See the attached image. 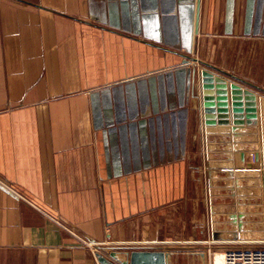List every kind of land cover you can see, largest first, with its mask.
Segmentation results:
<instances>
[{"label": "crops", "instance_id": "1", "mask_svg": "<svg viewBox=\"0 0 264 264\" xmlns=\"http://www.w3.org/2000/svg\"><path fill=\"white\" fill-rule=\"evenodd\" d=\"M196 15L197 0H0V264L264 246L213 237L194 72L264 96V0H201L199 32ZM245 198L264 231V195Z\"/></svg>", "mask_w": 264, "mask_h": 264}, {"label": "water", "instance_id": "2", "mask_svg": "<svg viewBox=\"0 0 264 264\" xmlns=\"http://www.w3.org/2000/svg\"><path fill=\"white\" fill-rule=\"evenodd\" d=\"M200 7L201 0H197L196 32H199ZM188 59L186 56L184 61ZM199 62L202 68L194 72L201 90L213 237L221 240L264 239V231H250L252 225L244 222L243 214L247 210L245 197L254 195V200L258 201L264 195V171L257 167L262 158L264 160V96L253 90L258 88L256 85ZM259 115L263 122L262 142ZM248 151L254 153V162H246ZM220 192L229 198L223 200ZM257 226L262 227L261 224ZM110 256L121 264H153L155 259L159 264H165L163 252H133L130 260H121L116 252ZM98 257L102 264H111L105 256L98 254Z\"/></svg>", "mask_w": 264, "mask_h": 264}, {"label": "built area", "instance_id": "3", "mask_svg": "<svg viewBox=\"0 0 264 264\" xmlns=\"http://www.w3.org/2000/svg\"><path fill=\"white\" fill-rule=\"evenodd\" d=\"M211 253L209 264H215ZM222 264H264V246L236 247L223 250Z\"/></svg>", "mask_w": 264, "mask_h": 264}, {"label": "rangeland", "instance_id": "4", "mask_svg": "<svg viewBox=\"0 0 264 264\" xmlns=\"http://www.w3.org/2000/svg\"><path fill=\"white\" fill-rule=\"evenodd\" d=\"M224 62L225 63H228V65H230L232 68H238L239 67V63H240V61H239V58H238V55L237 54H234V55H227V58H225L224 59ZM243 70H245V69H243ZM242 70V71H243ZM264 117V116H263ZM263 126V125H262ZM208 184V183H207ZM206 183H205V187H207L208 188V185H207ZM207 193H208V189H207ZM203 209V208H202ZM201 209V210H202ZM200 249H203V251H207V249H206V247L204 246V245H199V244H197V247H195V250H192L191 252H198V251H200V252H202V250H200ZM191 252H189V251H185V250H182V252L179 254L180 255V257H181V261H192V260H194L195 258H197V256L196 255H193ZM214 253H216V252H223V251H221V250H215V251H213ZM213 252H211V251H207V255H208V258H206V261H207V264H209L210 263V259H211V253H213ZM199 257V256H198Z\"/></svg>", "mask_w": 264, "mask_h": 264}, {"label": "bare ground", "instance_id": "5", "mask_svg": "<svg viewBox=\"0 0 264 264\" xmlns=\"http://www.w3.org/2000/svg\"><path fill=\"white\" fill-rule=\"evenodd\" d=\"M222 259H223V252H216L215 253V264H222Z\"/></svg>", "mask_w": 264, "mask_h": 264}, {"label": "flooded vegetation", "instance_id": "6", "mask_svg": "<svg viewBox=\"0 0 264 264\" xmlns=\"http://www.w3.org/2000/svg\"><path fill=\"white\" fill-rule=\"evenodd\" d=\"M202 258H200V259H198V261H197V264H207V261H206V259L203 257V256H201Z\"/></svg>", "mask_w": 264, "mask_h": 264}]
</instances>
